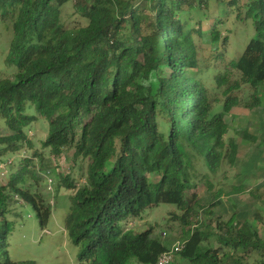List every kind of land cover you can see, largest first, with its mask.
Returning <instances> with one entry per match:
<instances>
[{"label": "trees", "instance_id": "obj_1", "mask_svg": "<svg viewBox=\"0 0 264 264\" xmlns=\"http://www.w3.org/2000/svg\"><path fill=\"white\" fill-rule=\"evenodd\" d=\"M227 2L252 20L255 36L237 61H224L228 39L220 23L207 29L205 42L220 64L208 85L217 65H200L201 22L190 29L183 16L205 14L207 0H0V25L11 28L4 64L14 71L0 77L8 129L0 136V160L32 150L25 129L37 118L48 122L41 151L5 165L0 264H34L8 257L5 215L20 201L41 228L47 225L50 205L30 187L46 180L50 159L66 150L75 164L86 162L83 183L59 177L73 190L64 227L78 248L76 264H156L173 241L152 228L135 233L126 226L160 204L175 206L169 216L182 228L184 247L171 264H264L258 226L234 211L215 213L221 197L246 192L223 171L238 157L226 117L237 107H261L264 95V0ZM220 100L222 111L212 114ZM202 159L208 173L196 168ZM199 184L218 186L207 206L194 192Z\"/></svg>", "mask_w": 264, "mask_h": 264}, {"label": "rangeland", "instance_id": "obj_2", "mask_svg": "<svg viewBox=\"0 0 264 264\" xmlns=\"http://www.w3.org/2000/svg\"><path fill=\"white\" fill-rule=\"evenodd\" d=\"M243 2L245 0H242ZM208 8L201 13L200 10L193 13H185L188 28H196L197 22H201L203 38L196 37L199 46L200 65H217V68L210 67L208 76L211 84L214 74L218 72L220 64L214 59V53L205 39L208 35V28L213 24L220 23L223 37H227L228 43L225 48L224 61H237L243 53L245 47L255 36L252 20L239 18L236 8L231 6L227 0L216 2L207 0ZM65 13H72L71 6L66 5ZM11 37V28L0 25V77L11 78L13 69L4 64L5 52ZM6 40V41H5ZM217 60V61H215ZM246 95L244 92L243 96ZM262 106L254 110L244 108H234L226 121L230 126L229 136H234L239 146L238 159L232 169L225 165L223 171L230 177L228 183L242 186L245 193L232 195L229 198L223 196L220 199L215 213L229 215L233 211L237 213V218L246 222H252L258 226L264 237V95H262ZM222 101L215 103L212 114L222 111ZM28 114L34 115V109L30 108ZM245 131L253 135L254 140L250 144L241 142L238 133ZM28 138L33 143L32 150H26L15 155H6L0 160V184L7 178L6 163L18 164L22 159L30 157L34 151H41V143L48 134V122L44 118H37L28 128L25 129ZM8 134L5 119L0 116V136ZM72 151L66 150L60 160L50 159L51 173L45 177L46 180L39 185L33 184L30 189L41 193L50 205V217L44 228L39 226L38 219L33 208L23 202H13L9 211L5 215V220L9 225L7 236V255L12 261L31 262L34 264H76L78 248L75 247L65 230V218L69 212L71 204L70 196L73 190L61 185V177L68 175L74 179L77 185L83 183L81 172L86 167V162H73ZM45 158H48V151H43ZM37 164V160L34 161ZM46 162V160H45ZM55 167V168H53ZM53 168V169H52ZM198 172L208 173V167L204 159L196 166ZM217 187L207 189L205 185L199 184L194 192L198 196L201 205L207 206L213 200V194ZM225 192H230V187L223 188ZM254 191L252 196L249 195ZM250 191V192H249ZM263 196V198H261ZM175 211L174 205L160 204L146 209L138 220H135L130 228L135 233H140L152 228L153 234L165 233L166 238L172 240V244L180 240L182 228L177 222L170 219L169 213Z\"/></svg>", "mask_w": 264, "mask_h": 264}, {"label": "built area", "instance_id": "obj_3", "mask_svg": "<svg viewBox=\"0 0 264 264\" xmlns=\"http://www.w3.org/2000/svg\"><path fill=\"white\" fill-rule=\"evenodd\" d=\"M164 235V234H163ZM184 247V242L183 241H176L169 251H166L163 253L158 260L156 261V264H171L173 263L175 259V254L179 253Z\"/></svg>", "mask_w": 264, "mask_h": 264}, {"label": "crops", "instance_id": "obj_4", "mask_svg": "<svg viewBox=\"0 0 264 264\" xmlns=\"http://www.w3.org/2000/svg\"><path fill=\"white\" fill-rule=\"evenodd\" d=\"M235 142L237 143V140L235 139ZM238 149H239V146H238ZM238 155H239V153H238ZM237 159H238V157H237ZM237 161V160H236Z\"/></svg>", "mask_w": 264, "mask_h": 264}]
</instances>
